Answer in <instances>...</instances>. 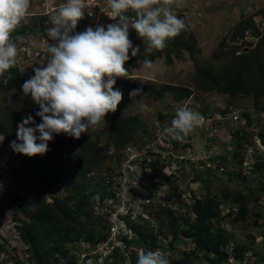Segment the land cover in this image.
<instances>
[{"label": "rangeland", "instance_id": "374dc122", "mask_svg": "<svg viewBox=\"0 0 264 264\" xmlns=\"http://www.w3.org/2000/svg\"><path fill=\"white\" fill-rule=\"evenodd\" d=\"M63 2L64 0H31L28 15L16 29H26V34L17 36L20 38L17 66L26 81L34 75V68L44 66L47 62V42L49 45L55 42L47 37L45 29L54 27L50 23L49 14ZM46 3L48 7H45ZM86 5L88 8L84 10V17L78 22L74 34L83 32L88 27L95 29L99 25L106 28L108 24L117 23L106 14V0H86ZM169 7L173 14L182 18L189 27L190 31L185 36L193 38L198 49L193 56L200 64L214 63L213 56L222 55L223 52L234 50L238 51L237 54L252 50L258 41L255 34L264 32V20L260 15L264 10V0H170ZM126 15L130 20L136 18L132 11ZM248 18L252 19L253 30H245L241 38L234 43L231 39L239 21ZM129 31L134 34L131 37L133 46H138L140 53H144L146 42L138 37L134 29L129 28ZM143 61L138 59L134 67L125 63L130 78H117L114 89L122 90L120 84L124 81L143 89L144 96L130 99L129 93L122 90L123 98L116 112L105 116L106 124H102L94 132H88L90 140L97 138L101 153L108 157L88 175V178L104 187L103 201L92 205L94 214L108 217L110 224L109 234L104 242L107 246L94 250L93 253H105L106 248L108 252L112 246H115L117 251L103 263L95 254L82 256L86 252V244H76L80 249L75 252L71 246L74 243H71L65 245L68 250L66 257L55 254L48 262L67 264L69 259L75 264H130L131 261L136 264L139 252L146 250L135 243H130L127 250L125 249L124 240L134 235L130 226L144 222L148 228L157 230V222L150 212L153 209L156 211L158 205L164 207L166 195L172 193L171 186H176L179 190L187 187V190L181 195L182 206H172L174 215L184 214L187 205L194 199L204 197L206 187L217 195L222 192L232 194L251 190L253 193L249 200L246 221L231 223L228 212L232 205H223L219 207L223 216L220 226L227 237V254L231 255L232 248L236 245H247L249 247L244 256L245 260L248 259L247 261L253 264H264V167H253L256 162H264V144L258 137L259 133L264 132V112L253 109L249 96L237 95L232 98L216 91L201 93L193 87L190 97L179 103L172 101L170 92L164 93L159 100L154 101L144 91L145 87L153 86L159 89L164 86H191L189 82L194 63L185 51L181 52L180 56L171 54L169 62L164 54L155 57L152 60L154 70L145 69ZM262 100L264 102V99ZM179 106L199 112L205 117V122L203 126L194 128L183 140L177 141L163 130L171 126L175 109ZM38 111V105L30 94L24 96L22 88L0 92V120L7 119L13 124L21 122L26 116L37 120L40 118L36 116ZM242 111L251 115L252 124L245 131L249 143L242 144L241 148L236 150V140L231 138V133L239 125L227 118ZM129 117H137L142 125L136 129L134 143L117 150L112 144L105 142L102 131L112 120L120 121ZM221 118L223 119L220 120ZM234 153L238 154V158L233 157ZM6 154V145L0 135V264H36L35 260L29 257L27 246L19 239L15 229V225L19 223H28V218L18 211V206H25L33 200L51 201L54 198H62L65 194V183L60 182L49 194H41L38 190L40 181L24 169L19 154L14 151ZM142 158L159 159V163L165 164L164 171L153 175L150 170L140 168ZM164 176L173 177L165 181ZM204 178L208 180L206 187L203 185ZM136 192L142 193L143 196ZM257 209L263 210L259 219L252 216V212ZM181 240L183 237L179 235L172 245L175 253L171 255L168 239L160 236L157 239L158 248L155 250L164 253L169 261L184 253L191 254L192 245ZM197 256L200 262L192 258V264H207L202 260L201 253ZM53 259L56 261L53 262ZM45 263L46 261H43L41 264Z\"/></svg>", "mask_w": 264, "mask_h": 264}, {"label": "trees", "instance_id": "16d2710c", "mask_svg": "<svg viewBox=\"0 0 264 264\" xmlns=\"http://www.w3.org/2000/svg\"><path fill=\"white\" fill-rule=\"evenodd\" d=\"M260 15L264 20V10ZM247 29L253 30L251 18L239 21L231 40L236 43ZM189 31L188 27L187 31H182L178 37L168 41L167 46L161 51H153L151 54L139 53L136 57H132L131 49L129 50L130 59L126 63L131 67L136 66L138 59L144 60L146 56L152 61L155 57L164 54L169 62L171 54L180 56L181 52L185 51L192 57L194 71L189 82L191 86L176 88L164 86L159 89L147 86L144 91L154 101L159 100L164 93L170 92L174 103H179L190 97L192 87L201 93L216 91L232 98L244 95L251 97L253 109L264 112V102H262L264 99V32L260 35L259 33L255 34L258 41L252 50L236 54L238 51H229L227 48L229 52L213 56L214 63L200 64L193 56L198 52L193 38L185 36ZM23 34H26L25 28L16 30L13 33V38ZM132 36L134 34L129 31L130 40ZM9 73L12 78L7 85L0 81L1 93L12 89H21L26 81L17 64L16 67L9 70ZM120 87L126 93L137 89V86L124 81L121 82ZM35 121L37 124L42 122L41 118ZM19 123L13 124L7 119L0 120V135L6 145V155L13 151L10 144L17 139ZM141 125L142 122L137 117H129L120 121L114 119L103 129L102 134H104L105 142L112 144L118 150V148H126L127 145L134 143L136 129ZM245 131L246 127L242 125L231 133V138L236 140V150L240 149L242 144L249 143ZM258 137L264 144V132L259 133ZM48 146L50 151L44 155L28 157L19 154L18 156L24 169L40 181L38 190L41 194H49L60 182L65 183L63 190L65 194L62 198H54L51 201L33 200L25 206H18V211L28 218V223H19L15 225V229L19 239L27 246L29 257L34 259L36 264H41L43 261H46L45 264H50L48 260H52L55 254L66 257L68 251L65 247L66 244L74 243L71 246L80 243L96 245L104 242L110 228L108 217L94 214L92 206L103 201L104 187L88 178L89 173L108 158L105 153H101L98 139L94 138L91 141L88 132L82 133L79 139L61 133L55 135ZM233 157L238 158V154L234 153ZM159 161V159L142 158L140 168H146L153 175H159L165 167V164L159 163ZM238 163H241V159L238 160ZM253 167L261 169L264 167V162H256ZM172 177L164 176L163 179L169 181ZM203 181V185L206 187L207 178H204ZM205 189L204 197L194 199L189 206L187 205L184 214L174 215L175 210L172 206H182L181 195L186 192L187 187L179 190L178 187L171 186L172 193L166 195L164 207L158 205L156 211H153L154 209L151 207L153 210L150 214L157 222L158 229L148 228L144 222L134 223L130 226L134 235L124 240L125 249L127 250L130 243H135L146 251H154L158 248V237L163 236L169 241V251L172 255L175 253L172 245L180 235L183 237L182 242L192 245L191 254L184 253L182 256L170 259V264H192V258L200 262L198 253L202 254V260L207 264H223L228 261V257H232L240 264L244 261L246 262L243 264H253L244 258L248 252L249 246L247 245H236L232 248L231 255L225 252L228 241L220 226L223 216L221 208H219L223 205H232L228 212V216H231L230 222L233 224L245 222L249 212V200L253 192L248 189L246 192L237 191L232 194L222 192L217 195L207 187ZM136 193L143 196L142 193ZM96 194L99 196L94 199ZM262 215V209L252 212V216L256 219L261 218ZM14 219L16 218L14 217ZM255 222L258 223L257 220ZM248 237L251 238V236ZM67 260V264H75L74 261ZM55 261L56 259H53V262ZM130 264H135V262L131 261Z\"/></svg>", "mask_w": 264, "mask_h": 264}, {"label": "clouds", "instance_id": "9594fccd", "mask_svg": "<svg viewBox=\"0 0 264 264\" xmlns=\"http://www.w3.org/2000/svg\"><path fill=\"white\" fill-rule=\"evenodd\" d=\"M106 3L107 16L117 23L108 24L106 28L99 25L95 29L88 27L75 34L74 30L88 8L86 0H64L50 12V23L54 27L45 31L55 43L49 45L47 42L46 64L34 68V75L22 85L24 96L30 94L39 106L36 116L42 122L37 124L32 116L22 119L17 126V139L10 144L15 153L28 157L44 155L50 151L48 145L55 135L64 133L79 139L82 133L94 132L106 124L105 116L115 113L123 98L122 90L114 89L117 78H130L125 68L130 59L129 50L132 57L140 53V48L134 47L129 39V28L146 42L144 52L147 54L163 50L168 41L188 30L185 21L173 14L170 0H106ZM30 6L31 0H0V81L4 85L12 78L9 70L16 67L20 51V38H13V33L28 15ZM48 6L46 3L45 7ZM130 11L135 13L133 20L126 15ZM143 67L155 69L153 61L147 56ZM137 96H144L143 89L129 92L130 99ZM204 122L205 117L199 112L179 106L175 109L171 126L163 131L170 138L180 141L194 128L203 126ZM98 196L96 194L93 198ZM88 245L91 248L96 246ZM89 250L86 249L87 252ZM115 251V246H112L103 263ZM136 264L170 262L160 250H141Z\"/></svg>", "mask_w": 264, "mask_h": 264}, {"label": "built area", "instance_id": "2783aa9c", "mask_svg": "<svg viewBox=\"0 0 264 264\" xmlns=\"http://www.w3.org/2000/svg\"><path fill=\"white\" fill-rule=\"evenodd\" d=\"M221 119H223V118H221ZM227 119H231L232 121H234L235 123H237L239 126H242V125H244V120L240 117V113L239 112H235V113H233L231 116H229ZM159 145H163V144H159ZM172 149V148H171ZM77 245H74L73 246V250L76 252L77 251V249H80V248H78V247H76ZM104 246H107V244L106 243H101V244H97L94 248H91L88 244H86L84 247L86 248V249H88V248H90V250L87 252H85L84 254H82V256L83 257H86V256H89V255H93L94 253H93V251L94 250H101V248L102 247H104ZM106 251L108 250L107 248L105 249ZM111 250H112V247H111V249L108 251V252H106L105 251V253H101V255L99 256V259L98 260H103L106 256L108 257V255H109V253L111 252ZM101 256H102V258H101ZM94 260V259H93ZM246 261H244L243 263H245ZM242 263V264H243ZM225 264H240L239 262H237L236 260H234L232 257H229L228 258V261L225 263Z\"/></svg>", "mask_w": 264, "mask_h": 264}, {"label": "water", "instance_id": "95a60500", "mask_svg": "<svg viewBox=\"0 0 264 264\" xmlns=\"http://www.w3.org/2000/svg\"><path fill=\"white\" fill-rule=\"evenodd\" d=\"M241 118L244 120V126L250 128L252 124L251 116L248 112L243 111L240 113ZM185 147V146H184Z\"/></svg>", "mask_w": 264, "mask_h": 264}]
</instances>
